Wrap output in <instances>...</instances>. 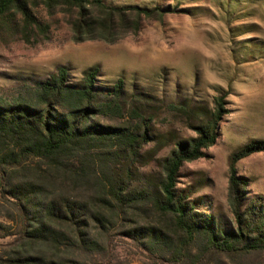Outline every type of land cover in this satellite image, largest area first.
<instances>
[{"label":"rangeland","instance_id":"rangeland-1","mask_svg":"<svg viewBox=\"0 0 264 264\" xmlns=\"http://www.w3.org/2000/svg\"><path fill=\"white\" fill-rule=\"evenodd\" d=\"M101 1L115 7L159 8L162 17L145 19L139 32L113 43H77L60 9L50 15L43 6L32 8L37 20L49 26L47 38L25 39L20 15H9L0 21V98L16 97L24 86L48 79L60 67L71 81L92 67L99 69L100 85L122 80L125 100L130 103L134 96L137 101L130 105L151 120L150 141L140 151L129 186L147 194L159 189L162 160L178 141L196 136L201 113L209 114L221 98L225 113L216 142L203 149V157L182 165L176 188L188 192L186 201L198 214L212 216L224 228L232 225L229 159L240 147L264 141V0H232L229 5L226 0ZM99 123L116 124L102 119ZM236 169L245 179L247 198L264 197V151L241 159ZM6 178L57 192L63 175L50 171L44 162L28 160ZM95 186L91 180L64 190L104 214L109 220L106 229L90 222L84 242L70 228H62L63 240L43 244L22 234L18 201L0 180V264H25L20 261L26 257L35 258V264H264V252L210 255L202 249L201 239L187 245L173 217L150 200L136 208H114L93 199L98 195ZM148 227L162 231L164 243L126 234Z\"/></svg>","mask_w":264,"mask_h":264},{"label":"trees","instance_id":"trees-1","mask_svg":"<svg viewBox=\"0 0 264 264\" xmlns=\"http://www.w3.org/2000/svg\"><path fill=\"white\" fill-rule=\"evenodd\" d=\"M230 1L226 0L228 5ZM37 6H43L50 15L57 9L64 12L77 43H113L127 33L139 32L145 19L162 17L159 8L115 7L101 0H0V21L18 14L25 39L47 38L49 26L32 13ZM98 78L99 69L92 67L83 71L80 79L71 81L68 71L60 67L48 79L24 86L16 97L0 98V180L18 201L24 221L22 234L27 240L54 244L65 238L62 228H70L86 242L90 222L106 229L109 220L104 214L89 209L88 202L71 198L64 190L92 180L97 202L125 210L150 200L161 213L173 217L187 245L201 239L205 253L239 256L264 252V197L247 198L245 179L236 169L241 159L264 151V141L240 147L229 159L227 201L233 223L224 228L212 216L195 212L194 204L186 201L188 192L176 188L182 165L203 157V149L216 142L218 124L225 113L223 100L216 99L209 114L201 113L195 137L178 141L162 160L159 189L147 194L131 191L129 186L133 166L150 141L151 120L130 105L137 101L134 96L130 103L125 100L122 80L103 86ZM100 119L116 124L103 125ZM28 160L44 162L50 171L62 173L57 192H48L32 182H7L8 172ZM126 234L136 239L147 235L150 241L165 240L163 232L153 227L135 228ZM20 262L37 263L31 257Z\"/></svg>","mask_w":264,"mask_h":264}]
</instances>
